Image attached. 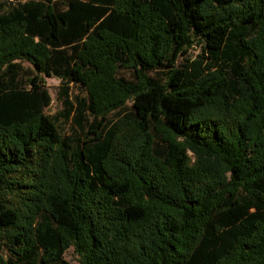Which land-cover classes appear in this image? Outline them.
<instances>
[{
	"label": "trees",
	"instance_id": "obj_1",
	"mask_svg": "<svg viewBox=\"0 0 264 264\" xmlns=\"http://www.w3.org/2000/svg\"><path fill=\"white\" fill-rule=\"evenodd\" d=\"M45 77L84 90L85 139L44 112ZM69 247L79 264H264V0L0 1V264Z\"/></svg>",
	"mask_w": 264,
	"mask_h": 264
},
{
	"label": "rangeland",
	"instance_id": "obj_2",
	"mask_svg": "<svg viewBox=\"0 0 264 264\" xmlns=\"http://www.w3.org/2000/svg\"><path fill=\"white\" fill-rule=\"evenodd\" d=\"M53 1L61 4V2L65 0ZM202 53L203 50L200 45H192L185 53L177 56L175 64L180 66L187 59H197ZM14 62L16 65L11 71L15 75V80L19 81L21 84H26V79L33 74L32 64L29 61L22 59H15ZM160 70L161 69H151L148 70V74L154 78L161 79L162 74H160ZM131 74L130 69L122 67H118L117 69V76L125 79H131ZM44 83L51 97L49 104L44 107V112L55 120L57 127L62 134L71 135L79 138V140L85 139L86 136L84 135V130L81 129V127L74 120L77 112L76 98L84 96V90L75 83H67L56 77H45ZM130 105L131 102L127 101L123 108L110 112L107 115L106 120L123 115L127 111L131 110ZM66 111H68V113ZM85 116L86 118L92 119L87 112H85ZM62 258L67 262V264H79L78 257L72 247L67 248L63 252ZM14 260L16 264H23L19 259L14 258Z\"/></svg>",
	"mask_w": 264,
	"mask_h": 264
}]
</instances>
